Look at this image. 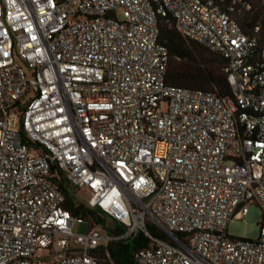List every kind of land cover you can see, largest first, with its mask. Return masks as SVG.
<instances>
[{
  "label": "built area",
  "instance_id": "2783aa9c",
  "mask_svg": "<svg viewBox=\"0 0 264 264\" xmlns=\"http://www.w3.org/2000/svg\"><path fill=\"white\" fill-rule=\"evenodd\" d=\"M249 7L0 0V264H101L138 232L136 264H264V44L233 16ZM160 22L225 60L227 94L165 83ZM61 177L103 222L63 206ZM249 204L257 238L229 236Z\"/></svg>",
  "mask_w": 264,
  "mask_h": 264
},
{
  "label": "trees",
  "instance_id": "16d2710c",
  "mask_svg": "<svg viewBox=\"0 0 264 264\" xmlns=\"http://www.w3.org/2000/svg\"><path fill=\"white\" fill-rule=\"evenodd\" d=\"M248 10L236 9L233 13L242 32L253 34V28L258 26L256 33L258 45L264 44V0H247ZM159 40L168 51V63L164 75L165 83L187 90H200L224 95L229 92L226 76L223 71L225 60L207 48L189 40L176 29L163 22L159 24ZM54 170L57 169L52 165ZM59 189L64 194L63 206L72 215L87 218L89 226H93L104 219L94 209L85 207L76 199V189L63 177L57 180ZM153 235L165 238L157 230ZM148 229L149 231L151 230ZM151 230V231H152ZM150 243L148 237L138 232L134 237L109 241L104 248L97 250V257L101 264H136L135 253Z\"/></svg>",
  "mask_w": 264,
  "mask_h": 264
},
{
  "label": "rangeland",
  "instance_id": "374dc122",
  "mask_svg": "<svg viewBox=\"0 0 264 264\" xmlns=\"http://www.w3.org/2000/svg\"><path fill=\"white\" fill-rule=\"evenodd\" d=\"M254 175H258L257 167H253ZM76 199L85 200V197L80 195L79 191L76 192ZM260 217V210L257 205L249 204L247 206V212L242 218H232L227 222L226 232L229 236L234 238H248L255 239L259 234L258 221ZM70 231L74 234L84 233L85 224L77 223L75 221L71 222Z\"/></svg>",
  "mask_w": 264,
  "mask_h": 264
}]
</instances>
